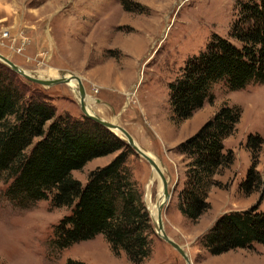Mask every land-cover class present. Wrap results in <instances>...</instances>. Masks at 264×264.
Segmentation results:
<instances>
[{
  "label": "rangeland",
  "instance_id": "obj_1",
  "mask_svg": "<svg viewBox=\"0 0 264 264\" xmlns=\"http://www.w3.org/2000/svg\"><path fill=\"white\" fill-rule=\"evenodd\" d=\"M247 1L0 0V53L36 77L79 76L91 111L122 125L140 147L160 159L171 194L163 210L164 229L186 249L193 264H264V244L220 255H211L203 244L221 214L253 206L264 211V83L252 82L232 90L219 81L211 89L213 99L183 121L176 120L169 87L215 34L229 37L238 5ZM29 86L51 102L57 117L86 116L70 84L45 86L29 81ZM225 104L241 109L234 132L224 141L225 151L233 152V161L213 177L209 206L193 220L179 208L192 160L180 150V144ZM251 134L263 138L257 150L248 144ZM130 148L124 165L138 184L153 225L148 257L135 263L123 249L116 254L103 233L61 246L55 227L71 213V207H54L51 197L22 205L7 194L12 181L1 177L0 264H68L69 259L86 264H186L155 229L147 199L152 166ZM121 151L94 158L72 175L85 184L93 171L107 166ZM252 163L260 186L245 193L241 184ZM158 196L155 181L152 204Z\"/></svg>",
  "mask_w": 264,
  "mask_h": 264
},
{
  "label": "trees",
  "instance_id": "obj_2",
  "mask_svg": "<svg viewBox=\"0 0 264 264\" xmlns=\"http://www.w3.org/2000/svg\"><path fill=\"white\" fill-rule=\"evenodd\" d=\"M238 8L229 37L215 34L170 83L177 121L189 119L206 100L213 99L211 89L219 81L232 90L264 83V0L240 2ZM240 118L238 106L225 104L181 142L180 150L192 158L180 192L182 215L196 220L209 206L213 177L233 161V152L225 151L224 141ZM248 141L257 150L263 138L251 134ZM116 151L121 154L93 171L85 184L72 175L92 159ZM128 151L132 149L123 139L89 117H57L49 100L33 92L29 81L0 61V178L12 181L7 194L22 205L51 197L54 207H71V213L55 227L61 246L103 233L116 254L123 249L135 263L150 255L152 219L137 182L124 165ZM259 178L253 164L241 190H257ZM203 240L211 255L264 244V211L253 206L223 213ZM68 264L86 263L69 259Z\"/></svg>",
  "mask_w": 264,
  "mask_h": 264
},
{
  "label": "water",
  "instance_id": "obj_3",
  "mask_svg": "<svg viewBox=\"0 0 264 264\" xmlns=\"http://www.w3.org/2000/svg\"><path fill=\"white\" fill-rule=\"evenodd\" d=\"M0 61L3 62L4 64H6L7 66H9L15 72L19 73L21 76L25 77L27 80L35 82V83H39V84H42L45 86H52V85H56L59 83H69L71 80H74V79L78 80L79 88H80L81 108H82V111L84 112V114L86 116H88L89 118L95 120L96 122H98V123L104 125L105 127L109 128L110 130H112L114 132L117 129L122 134L121 137L123 139H125L128 142V144L130 146H132L134 148V150H136V152L138 154L143 156L148 161V163L152 166V169H156L159 172V174L161 175L162 181H163V187L165 190V196H164L165 202L159 207L157 221L154 220L155 229H156L158 235L162 239H164L166 242L171 244L182 255L186 264H193L192 260L190 258V255L186 251V249L182 245H180L178 242H176L173 238H171L165 232V229H164L163 210H164V206H166L168 204V201L170 200V197H171L170 189H169V182L170 181L167 179V177L165 176L164 172L162 171V169L160 168V166L158 165L156 160L154 158H152L148 153H146L137 144L136 140L133 138V136L130 134V132L126 128H124L122 125H120L118 123H113L111 121H108V120L100 117L97 114H92L91 112H89L87 110L86 103H85L86 88H85L82 80L80 79V77L77 75H71L70 77H60V78H52V79L39 78V77L30 75L29 72L26 71L23 67L19 66L18 64L13 62L10 58L3 55L2 53H0Z\"/></svg>",
  "mask_w": 264,
  "mask_h": 264
},
{
  "label": "bare ground",
  "instance_id": "obj_4",
  "mask_svg": "<svg viewBox=\"0 0 264 264\" xmlns=\"http://www.w3.org/2000/svg\"><path fill=\"white\" fill-rule=\"evenodd\" d=\"M160 10V9H159ZM151 34V33H150ZM52 71V70H50ZM49 73V72H48ZM53 73V72H52ZM30 75L32 76H35L33 73H30ZM40 76V75H39ZM52 77V76H51ZM51 77L47 78V79H51ZM60 77H70V73H62V74H59V75H53L52 78H60ZM39 78H43V77H39ZM45 78V76H44ZM68 84H70L72 86V88L75 90L79 100H80V104H81V99H80V88H79V82L78 80H71ZM131 95V93H130ZM85 103H86V107H87V110L89 112H91L92 114H94L93 111H91L90 107L88 106V96L86 94V97H85ZM113 122V121H111ZM113 123H116V122H113ZM115 132L119 135V136H122V134L116 129ZM142 148V147H141ZM143 149V148H142ZM146 153H148L152 158H154L156 160V162L158 163V165L160 166V168L162 169V171L164 172L165 174V168L163 167V165L161 164L162 162L160 161V159H158L153 153L149 152V151H146L145 149H143ZM152 176L150 178V183L148 185V195H147V199L149 201V204H150V207H151V210H152V214L154 215L153 218L154 220L157 221L158 219V210H159V207L165 202L164 200V196H165V190H164V187H163V181H162V177L161 175L159 174V172L156 170V169H152ZM168 179V176L165 175ZM169 180V179H168ZM157 182L159 184V198L152 204V199H151V187L153 185L154 182Z\"/></svg>",
  "mask_w": 264,
  "mask_h": 264
}]
</instances>
